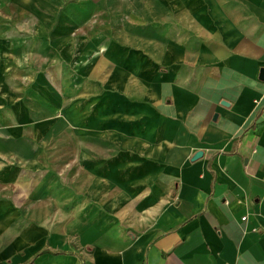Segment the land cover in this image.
<instances>
[{
  "label": "crops",
  "instance_id": "0c3cea01",
  "mask_svg": "<svg viewBox=\"0 0 264 264\" xmlns=\"http://www.w3.org/2000/svg\"><path fill=\"white\" fill-rule=\"evenodd\" d=\"M0 264H264V0H0Z\"/></svg>",
  "mask_w": 264,
  "mask_h": 264
},
{
  "label": "rangeland",
  "instance_id": "374dc122",
  "mask_svg": "<svg viewBox=\"0 0 264 264\" xmlns=\"http://www.w3.org/2000/svg\"><path fill=\"white\" fill-rule=\"evenodd\" d=\"M167 10L166 4H161V10L165 11ZM79 102V101H78ZM93 102V101H92ZM80 104L82 105V110L86 111L89 108V104H87L85 101H80ZM71 113L74 112V110L70 109ZM78 114V113H74ZM65 155L71 156L72 151L69 148L65 149ZM53 154V153H51ZM52 156V155H51ZM8 165L1 164V167L4 168ZM47 165L46 163L39 165L38 168L42 167L41 169H35V170H41L45 174L43 176V179H40L35 187L36 188H49L48 189V200H49V213L48 218L50 221V232H57V231H66L69 226L73 223L74 219H79L81 221L87 219L90 214H93L94 220H100V217H103L105 215L113 216L114 218H124V215L120 211L117 212H107L103 210L104 207L102 205L105 204V196H98V193L95 190H93V195H89L90 190H92V187L94 183L97 181L95 176H90L91 167H99L100 165H89V164H60V165H53L57 169V172L63 171V174L61 177L62 179L56 180L53 179V176L49 175V179H47L46 173L48 172L46 170ZM131 167V165H130ZM55 170V169H54ZM53 170L49 169V172ZM46 176V177H45ZM45 177V178H44ZM119 192V190H117ZM116 192V193H117ZM126 198V197H124ZM111 199L109 201L111 202ZM119 199V200H118ZM121 197L114 196L112 202L114 205L117 204L116 207H119L118 209H121L122 207H127V205H123L125 202L120 201ZM118 200V201H117ZM96 204L100 206L99 211L97 212H88V209L90 208V205ZM109 202V203H110ZM122 203V205H121ZM78 207H81V210L78 211ZM112 214V215H111ZM128 214V212H127ZM143 218L138 217V214H130V220L137 221L138 219ZM67 247H73V244H67Z\"/></svg>",
  "mask_w": 264,
  "mask_h": 264
},
{
  "label": "water",
  "instance_id": "95a60500",
  "mask_svg": "<svg viewBox=\"0 0 264 264\" xmlns=\"http://www.w3.org/2000/svg\"><path fill=\"white\" fill-rule=\"evenodd\" d=\"M201 156H202L201 153H197V154L194 156V160H195V159H198V158L201 157Z\"/></svg>",
  "mask_w": 264,
  "mask_h": 264
},
{
  "label": "built area",
  "instance_id": "2783aa9c",
  "mask_svg": "<svg viewBox=\"0 0 264 264\" xmlns=\"http://www.w3.org/2000/svg\"><path fill=\"white\" fill-rule=\"evenodd\" d=\"M242 221H245V218H243Z\"/></svg>",
  "mask_w": 264,
  "mask_h": 264
}]
</instances>
